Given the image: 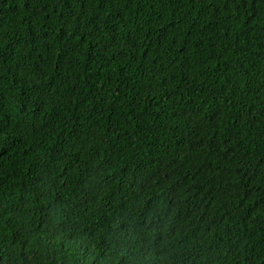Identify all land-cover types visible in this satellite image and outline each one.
<instances>
[{"label":"trees","instance_id":"obj_1","mask_svg":"<svg viewBox=\"0 0 264 264\" xmlns=\"http://www.w3.org/2000/svg\"><path fill=\"white\" fill-rule=\"evenodd\" d=\"M0 264H264V0H0Z\"/></svg>","mask_w":264,"mask_h":264}]
</instances>
